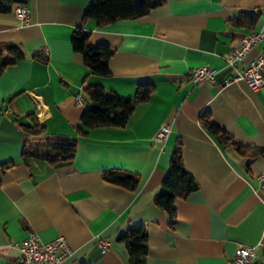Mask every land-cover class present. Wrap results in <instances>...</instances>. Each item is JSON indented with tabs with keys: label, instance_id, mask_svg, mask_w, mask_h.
Returning <instances> with one entry per match:
<instances>
[{
	"label": "crops",
	"instance_id": "crops-1",
	"mask_svg": "<svg viewBox=\"0 0 264 264\" xmlns=\"http://www.w3.org/2000/svg\"><path fill=\"white\" fill-rule=\"evenodd\" d=\"M152 0H135L150 3ZM91 0H30V19L0 13V45L23 53L0 72V264H16L9 243L35 232L41 241L63 235L71 249L59 264H128L120 233L143 225L148 233L145 264H229L239 244L264 255V85L224 83L235 69L225 62L245 33L264 30V0H168L135 19L104 26L83 21ZM243 17V23L233 20ZM89 43L113 49L109 75L93 74L71 45L73 29ZM253 46L239 68L260 54ZM3 60L13 57L2 49ZM215 69L216 84L195 83L198 66ZM133 97L138 85L153 87L126 125L98 126L79 134L82 111L74 95L86 85ZM214 124L247 149L222 147L200 123ZM29 115L44 126L24 136ZM170 128L163 141L159 130ZM76 140L69 159L53 160L49 146ZM181 140L185 169L198 189L174 201V218L154 203L170 152ZM24 152V155H23ZM110 169L139 175L134 190L103 179ZM171 219L173 223L170 224ZM100 240H108L101 252Z\"/></svg>",
	"mask_w": 264,
	"mask_h": 264
},
{
	"label": "trees",
	"instance_id": "trees-1",
	"mask_svg": "<svg viewBox=\"0 0 264 264\" xmlns=\"http://www.w3.org/2000/svg\"><path fill=\"white\" fill-rule=\"evenodd\" d=\"M135 0H91L85 9L83 21L92 19L98 26H104L117 20L139 18L151 9L164 4L168 0H152L150 3L134 2ZM30 0H0V13L5 14L13 11L18 4H28ZM243 17L233 20L235 25L243 23ZM89 32L82 26L73 29L71 35V45L74 51L80 52L83 56L84 64L93 74L99 76L109 75V59L113 49L103 43H89ZM2 49H7L13 56L12 59L3 60L0 55V72L4 67L13 61L23 59L22 51L12 43L0 45ZM89 105L82 111L80 119L81 136L87 134L88 129L98 126L126 125L128 116L133 111L137 103L149 99L153 92V87L149 84L137 86L133 97L121 96L115 93L107 94L105 89L98 85H86L81 90ZM30 124L19 125V129L24 136H37L44 132V126L36 120L33 115H29ZM200 123L209 133H211L222 147H233L240 155H245L247 149L241 143L234 140L224 129L214 124L208 113L200 116ZM76 150V140L65 139L56 140L49 146V154L55 160H65L73 156ZM24 155V152H23ZM160 186L154 195V203L159 208L165 210L169 217L174 218L176 209L174 201L177 198L185 199L189 193L198 189L197 182L193 175L185 169L181 153V140L177 139L173 145L169 164ZM104 180L134 190L139 181V175L128 170L110 169L102 172ZM173 223L171 219L170 224ZM126 248L128 264H145L148 249V233L143 225H132L118 236Z\"/></svg>",
	"mask_w": 264,
	"mask_h": 264
},
{
	"label": "built area",
	"instance_id": "built-area-1",
	"mask_svg": "<svg viewBox=\"0 0 264 264\" xmlns=\"http://www.w3.org/2000/svg\"><path fill=\"white\" fill-rule=\"evenodd\" d=\"M13 12L21 23H27L30 19L28 4L14 6ZM261 42H264V30L249 31L244 34L238 47L231 48L228 51L225 62L235 69V72L225 78V85L239 80L244 81L252 90H257L264 85V49L260 54L250 58L244 68H239L248 51ZM215 72V69L210 66L199 65L190 70L188 77L195 83L208 81L216 84ZM74 102L77 105L84 103V96L81 91L74 95ZM168 127L166 125L159 130L155 136L157 141L165 139L170 129ZM260 178L264 180V175H260ZM108 244V240H100L101 252L106 251ZM9 245L18 250L16 264H59L71 253L67 238L63 235H58L49 241H41L35 232H30L24 240L9 243ZM255 258L254 246L239 244L236 246L234 256L229 264H254ZM258 264H264V255H262Z\"/></svg>",
	"mask_w": 264,
	"mask_h": 264
}]
</instances>
